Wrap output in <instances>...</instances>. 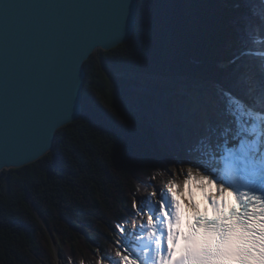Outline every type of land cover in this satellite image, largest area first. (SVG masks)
<instances>
[{"label":"snow or ice","instance_id":"snow-or-ice-1","mask_svg":"<svg viewBox=\"0 0 264 264\" xmlns=\"http://www.w3.org/2000/svg\"><path fill=\"white\" fill-rule=\"evenodd\" d=\"M228 6L231 12L226 21L180 15L173 3L138 21L134 0H119L105 37L87 48L74 64L62 97L64 115L48 131L43 147L0 157L3 169L46 153L51 146L49 136L73 120L87 103L81 93L79 66L88 53L121 42L127 51L132 47L128 37L139 27L143 46L158 58L157 63L123 71L135 82L145 119L154 132V146L177 154L176 170L168 172L164 188L153 183L155 175L149 178L153 191L134 199L130 211L135 219L146 214V220L131 233L116 225L118 259L101 257L100 264L105 259L109 264H264V53L256 64L240 63V57H234L229 61L234 67L224 80L175 71L177 34L190 33L210 45L220 38L231 39L233 34L264 31V0H228ZM241 55L251 54L244 51ZM135 63L133 51L125 64ZM161 170L167 171V167ZM178 176L184 177L183 183L177 182ZM193 185L202 194L205 215H195L185 224L177 194L187 187L186 203L193 212L198 211ZM229 198L235 203L230 204ZM145 230L154 254L140 259L128 236ZM125 252L128 254H122Z\"/></svg>","mask_w":264,"mask_h":264},{"label":"trees","instance_id":"trees-1","mask_svg":"<svg viewBox=\"0 0 264 264\" xmlns=\"http://www.w3.org/2000/svg\"><path fill=\"white\" fill-rule=\"evenodd\" d=\"M173 3L180 15L211 16L226 21L228 0H139L138 21ZM235 14V13H232ZM180 75L196 74L224 80L239 56L256 64L264 53V31L210 45L193 34H177ZM111 50L94 52L85 62L86 78L81 117L61 127L54 149L36 162L0 173V264H56V250L73 264H99L115 258L116 225L134 222V199L172 156L154 146V132L145 118L123 108L135 82L123 71L150 67L158 58L142 43L139 27L129 40ZM136 63L126 65L129 53ZM247 51L251 55H241ZM119 146V149H118ZM183 183V181L179 182ZM44 222L35 213L29 195ZM47 226V227H46ZM107 260V259H105ZM108 261V260H107Z\"/></svg>","mask_w":264,"mask_h":264},{"label":"water","instance_id":"water-1","mask_svg":"<svg viewBox=\"0 0 264 264\" xmlns=\"http://www.w3.org/2000/svg\"><path fill=\"white\" fill-rule=\"evenodd\" d=\"M119 0H0V157L26 154L43 147L51 127L62 119L64 90L71 70L84 51L106 35ZM138 2L134 8L138 15ZM135 32V31H134ZM134 32L128 37L130 40ZM79 66L81 93L86 78L85 62ZM49 136V150L19 168L36 162L54 149L58 130ZM24 160L25 157H20ZM35 213L45 224L28 195ZM47 227V226H46ZM53 247L56 245L50 229Z\"/></svg>","mask_w":264,"mask_h":264},{"label":"rangeland","instance_id":"rangeland-1","mask_svg":"<svg viewBox=\"0 0 264 264\" xmlns=\"http://www.w3.org/2000/svg\"><path fill=\"white\" fill-rule=\"evenodd\" d=\"M135 89V88H133ZM123 108L125 109V111L134 116L135 118H145L144 116V109H143V106L142 104L140 103L137 95H131V94H128L125 98H124V104H123ZM166 152V151H165ZM168 153V155L170 154L173 158V160L171 161H167L164 165L161 166V169L162 168H165L167 167V171H162L160 170L155 176H156V179L155 181L153 182L156 187L159 188V185L157 183V179L158 177L160 176H165L166 177V180L163 182L164 184V187H166L167 185V181L169 180V176H168V172H171V171H175L176 170V166L174 164V160L176 158V155L175 153H171V152H166ZM184 180V177L183 176H178L177 177V182H181ZM153 191L152 187L149 186V183L147 185H141V191L140 193L138 194V197L137 198H144L145 196H147L149 193H151ZM186 191H187V187H185L184 191L182 193H178L177 194V200L179 201L180 203V206L181 208L183 209H187L189 207V204L186 203V200L188 199V196H186ZM201 208H204V206H201ZM147 218V215L145 214L143 219H135L134 222H129L128 224H126L125 228H127L130 233L131 231H134L136 229V227L138 225H141L143 223V221H145ZM117 237H118V240L120 239V234L119 232L116 234ZM128 241L130 242V245H131V248L133 249V251L136 252V255L142 259V256L143 253H152L154 254L153 251V247L152 246H149V240L147 239V231H143L141 232L139 235H131L129 234L128 236ZM118 250V248L116 247V251ZM152 250V251H151ZM122 254H128L127 252L125 253H122ZM150 255V254H148ZM56 259H57V263L56 264H69L68 261L66 259H64L61 254L59 253V251H57L56 253ZM130 258H136V257H132L130 256ZM118 259L117 257L113 258V260H116ZM101 261H99V264H100ZM70 264H73V263H70ZM103 264H109V261L107 260H104L103 261Z\"/></svg>","mask_w":264,"mask_h":264},{"label":"bare ground","instance_id":"bare-ground-1","mask_svg":"<svg viewBox=\"0 0 264 264\" xmlns=\"http://www.w3.org/2000/svg\"><path fill=\"white\" fill-rule=\"evenodd\" d=\"M165 180H166V177L165 176L158 177L157 183L159 185V188H164L163 182ZM186 196L189 197L188 189L186 191ZM192 198L199 204V209L198 210H200L201 209V203H204V202H203L202 194H201L200 190L198 188H196L194 185L192 186ZM230 202H231V198H229V203ZM204 207H205V205H204ZM180 210H181V215H182V218H183L185 224H187V222H189L190 219H193V216H194V213L195 212H193L190 209V205H189V207L187 209L180 208ZM149 246H152V242H149ZM152 252H154V249H153ZM146 254L152 255V253H150V252L149 253H143V255H141L142 256V259H144V257H145Z\"/></svg>","mask_w":264,"mask_h":264}]
</instances>
